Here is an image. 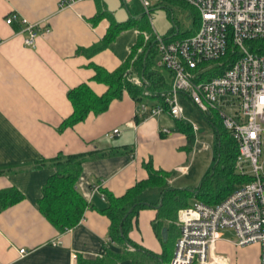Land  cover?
I'll use <instances>...</instances> for the list:
<instances>
[{"label":"crops","instance_id":"0c3cea01","mask_svg":"<svg viewBox=\"0 0 264 264\" xmlns=\"http://www.w3.org/2000/svg\"><path fill=\"white\" fill-rule=\"evenodd\" d=\"M164 1L172 0H153L150 14ZM98 6L102 16L93 21ZM9 14L17 18L7 25L4 18ZM20 18L27 23L39 21L49 31L40 33L33 46H24ZM112 22L126 26L107 47L86 53L102 40ZM146 27L155 32L138 0H79L62 8L58 0H0V191L13 188L21 195L17 202L0 208V264H75L77 259L83 261L80 264H134L128 257L115 260L102 255L104 248L115 255L126 250L109 236L110 220L100 211L107 206L105 193L122 196L147 180L150 170L165 175L163 186L186 189L183 178L190 176L193 162H187L197 136L188 141L167 113L140 112L141 105L149 109L158 103L149 91L135 99L124 89L106 111L88 112L83 120L61 126L72 111L67 91L85 82L97 95L103 94L107 86L94 80L93 65L111 72L129 59L133 49L140 53ZM178 33V25L169 26L165 36ZM153 58L164 80L170 82L171 73L159 65V55ZM177 96L184 120L191 124L185 114L191 112V100L184 93ZM206 122L214 144V133ZM113 129L119 132L111 136ZM58 154L83 156L75 189L88 205L79 221L62 232L36 205L52 173L48 160ZM173 172L177 175L172 176ZM161 189L147 187L139 194L147 206L133 217L128 237L137 250L163 257V264L172 257L175 234L167 227L163 240L154 226ZM174 224L178 232L176 220ZM229 231H222V236ZM19 249L25 253L19 254ZM135 250L127 245V251ZM257 253V244L239 247L225 237L214 248V254L225 258L222 264H258Z\"/></svg>","mask_w":264,"mask_h":264},{"label":"built area","instance_id":"2783aa9c","mask_svg":"<svg viewBox=\"0 0 264 264\" xmlns=\"http://www.w3.org/2000/svg\"><path fill=\"white\" fill-rule=\"evenodd\" d=\"M79 0H58V7H67ZM127 2L129 0H123ZM150 17L149 0H138ZM197 11V30L175 40H167L154 32L159 65L171 73L169 93L164 105L138 107L142 113H167L184 120L178 94L184 93L203 114L217 116L237 147L235 172L248 180L215 204L195 200L178 210L172 257L163 264H213L223 262L214 254L222 231L234 234L239 247L259 246V264H264V54L249 49L247 41L264 38V0H182ZM9 14L4 23L16 20ZM25 32L24 46H33L40 33L49 29L41 22L27 23L20 18ZM239 51L238 57L219 76L196 81L203 62L222 57L228 42ZM195 135L199 128L191 123ZM164 133H170L162 128ZM113 129L111 136L118 134ZM196 137V141H197ZM98 189L97 186L94 187ZM19 254L25 253L23 249Z\"/></svg>","mask_w":264,"mask_h":264},{"label":"trees","instance_id":"16d2710c","mask_svg":"<svg viewBox=\"0 0 264 264\" xmlns=\"http://www.w3.org/2000/svg\"><path fill=\"white\" fill-rule=\"evenodd\" d=\"M189 6L182 0H173ZM190 7V6H189ZM192 8V7H191ZM193 9V8H192ZM194 10V9H193ZM195 17L198 19V13ZM102 16L101 7L98 6V13L93 21ZM128 25V24H127ZM126 26V23L112 22L102 40L85 51L93 54L104 49L115 38V36ZM198 28L179 35H167L165 39L175 40L193 34ZM145 43L140 53L133 49L129 59L122 63L115 70L108 72L96 65L94 80L104 83L107 90L97 95L85 82L70 88L67 93L72 111L70 115L62 120L61 126H70L85 118L88 112L95 114L106 111L113 99L121 96L122 90H126L132 98H140L143 92L149 91L157 99V104L164 105V98L170 89V82H166L163 75L155 67L154 56L157 53L154 32L146 27ZM182 34V35H181ZM251 51L264 54V38L247 41ZM239 51L228 42L225 54L215 60L203 62L197 68L200 71L195 78L196 81L208 80L221 75L238 57ZM132 60V61H131ZM166 69V68H165ZM146 86V87H145ZM145 87V88H144ZM203 114V113H202ZM212 128L215 136L214 156L215 165L201 179L199 186L189 189H179L163 186L165 175L160 172L149 171L148 179L140 181L128 189L122 196L114 197L105 193L107 206L100 211L107 215L110 220L109 236L126 250L122 254H112L104 248L102 255L117 258H130L134 264H161L162 258L148 251L137 250L138 245L133 243L128 233L132 228V219L136 213L146 207L138 198L139 194L147 187L158 186L161 189L160 205L157 208V222L155 229L161 236V229L168 227L175 239L178 235L174 224L177 211L180 208L190 206L188 200L193 197L205 204H215L223 200L234 189L248 180L247 177L240 176L235 172L234 164L237 155V147L234 140L226 131L220 119L215 115L203 114ZM178 130L187 135L188 141L193 140L194 133L191 125L182 119H176ZM82 155H55L48 160L52 169L51 175L41 187L40 197L36 201L39 213L59 232L74 226L80 219L83 210L88 207L87 202L75 189L76 179L81 170ZM21 195L13 188L0 191V208L9 206L17 202ZM131 209V211H129ZM166 224V225H165ZM171 234V235H172ZM169 243L167 242L165 245ZM127 245L136 248L135 251H127ZM109 257V256H108ZM76 261L75 264H80Z\"/></svg>","mask_w":264,"mask_h":264},{"label":"rangeland","instance_id":"374dc122","mask_svg":"<svg viewBox=\"0 0 264 264\" xmlns=\"http://www.w3.org/2000/svg\"><path fill=\"white\" fill-rule=\"evenodd\" d=\"M149 2L151 5L153 4V0H149ZM164 2L165 3L152 10L150 14L151 20L155 27L154 30L156 33H158V35H163L165 37L169 26L178 25L180 32H186L194 30L196 28L197 22L199 24V18L197 19L195 17V11L191 7L184 4H181L183 6H180L173 0ZM188 103L191 105V112L187 113V111H185V114L187 117H191V123L195 124L199 128V132L196 133L198 142L196 144H192L193 151L189 156V161L187 162L188 164L190 163V160L193 162L190 176L188 178H183V180L188 184L184 188L191 190L193 187H196L197 185L199 186L201 178L204 177L208 171L212 170L215 165V161L213 160L214 144L213 140L210 138V126L203 117V114L197 108L192 106L190 101ZM176 175V172L172 173V176ZM195 200L196 199L193 197H190L188 202L190 205H192ZM222 237L232 240L234 239V234L232 231H229L224 233ZM168 251H170V245L168 246ZM255 260L259 264L258 253ZM222 263L223 262H213V264Z\"/></svg>","mask_w":264,"mask_h":264},{"label":"water","instance_id":"95a60500","mask_svg":"<svg viewBox=\"0 0 264 264\" xmlns=\"http://www.w3.org/2000/svg\"><path fill=\"white\" fill-rule=\"evenodd\" d=\"M129 211H131V209H130ZM166 235H167V229H166V227H163V228L161 229V236H162V239H163V240L166 239Z\"/></svg>","mask_w":264,"mask_h":264}]
</instances>
